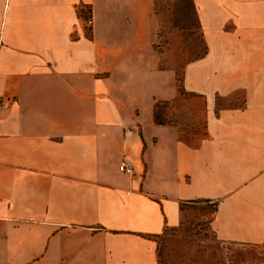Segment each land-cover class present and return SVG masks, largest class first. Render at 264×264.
Masks as SVG:
<instances>
[{"label": "crops", "instance_id": "crops-1", "mask_svg": "<svg viewBox=\"0 0 264 264\" xmlns=\"http://www.w3.org/2000/svg\"><path fill=\"white\" fill-rule=\"evenodd\" d=\"M192 1L206 51L158 123L152 0H0V264H161L199 201L218 240L264 245V0Z\"/></svg>", "mask_w": 264, "mask_h": 264}, {"label": "rangeland", "instance_id": "rangeland-1", "mask_svg": "<svg viewBox=\"0 0 264 264\" xmlns=\"http://www.w3.org/2000/svg\"><path fill=\"white\" fill-rule=\"evenodd\" d=\"M152 1L158 19L153 50L159 57V69H172L176 74L177 97L153 102L156 119L167 121L168 105L181 103L184 93V64L203 55L206 47L192 0ZM213 204L199 201L186 205L181 224L158 239L161 264H264V245L235 246L215 237L209 224Z\"/></svg>", "mask_w": 264, "mask_h": 264}, {"label": "built area", "instance_id": "built-area-1", "mask_svg": "<svg viewBox=\"0 0 264 264\" xmlns=\"http://www.w3.org/2000/svg\"><path fill=\"white\" fill-rule=\"evenodd\" d=\"M85 15H86V17L84 18V23L87 27H91L92 26V19H91V16L89 14V10L86 9ZM118 169H119V171H121L123 173L132 174L133 173V164L129 159L123 158L120 160V162L118 164Z\"/></svg>", "mask_w": 264, "mask_h": 264}, {"label": "trees", "instance_id": "trees-1", "mask_svg": "<svg viewBox=\"0 0 264 264\" xmlns=\"http://www.w3.org/2000/svg\"><path fill=\"white\" fill-rule=\"evenodd\" d=\"M78 14H79V16H81L82 18H84L85 17V14H86V12L85 11H83V10H81V9H79L78 10ZM156 109H155V107H154V120L156 121V122H158V123H165V122H167V121H165V120H163V121H159V120H157L156 119V111H155ZM184 207V203L183 204H181V208H183ZM215 209V204H213V209H212V211Z\"/></svg>", "mask_w": 264, "mask_h": 264}]
</instances>
